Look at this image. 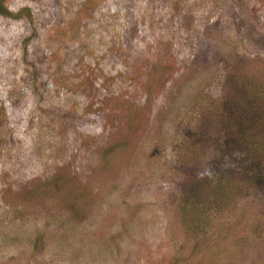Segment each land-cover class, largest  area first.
I'll list each match as a JSON object with an SVG mask.
<instances>
[{"label": "rangeland", "instance_id": "374dc122", "mask_svg": "<svg viewBox=\"0 0 264 264\" xmlns=\"http://www.w3.org/2000/svg\"><path fill=\"white\" fill-rule=\"evenodd\" d=\"M6 4L20 16L0 13V264H170L174 148L204 103L189 82L227 40L264 61V0ZM257 206L216 226L217 264H264Z\"/></svg>", "mask_w": 264, "mask_h": 264}, {"label": "trees", "instance_id": "16d2710c", "mask_svg": "<svg viewBox=\"0 0 264 264\" xmlns=\"http://www.w3.org/2000/svg\"><path fill=\"white\" fill-rule=\"evenodd\" d=\"M6 1L0 0V13L20 16ZM217 52V72L195 67L187 89L204 103L196 124L183 125L174 148L177 178L170 206L185 241L172 253L170 264H202V256L217 264L219 244L210 240L216 226L224 225L222 230L229 234L235 223L249 216L251 206L264 205V61L228 40ZM212 76L214 87L206 91L205 82ZM88 201L76 204L77 222L90 214ZM253 214L252 229L264 236V209L258 219ZM42 239L38 236L34 242ZM102 240L100 247L107 249Z\"/></svg>", "mask_w": 264, "mask_h": 264}]
</instances>
